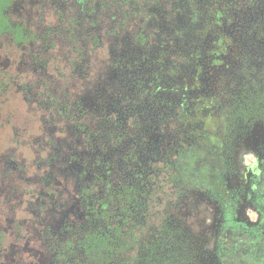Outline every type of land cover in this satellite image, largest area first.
Segmentation results:
<instances>
[{
	"label": "flooded vegetation",
	"instance_id": "flooded-vegetation-1",
	"mask_svg": "<svg viewBox=\"0 0 264 264\" xmlns=\"http://www.w3.org/2000/svg\"><path fill=\"white\" fill-rule=\"evenodd\" d=\"M53 1L0 0V46L36 71L30 39H106L112 90L88 86L0 151V252L95 264L96 241L125 221L133 261L159 241L155 214L194 232L188 264H264V0H112L105 20L91 0Z\"/></svg>",
	"mask_w": 264,
	"mask_h": 264
},
{
	"label": "trees",
	"instance_id": "trees-1",
	"mask_svg": "<svg viewBox=\"0 0 264 264\" xmlns=\"http://www.w3.org/2000/svg\"><path fill=\"white\" fill-rule=\"evenodd\" d=\"M91 1L94 4H100L102 19L105 20L107 18L108 10L112 12V0ZM51 2L55 3L53 0ZM34 18L38 22V17L35 16ZM41 27L42 25L38 26V30H41ZM96 40L37 39L34 43L36 51H44L41 56L44 63L46 62L43 69H37L36 71H33L31 61L28 67V75L35 78L36 86L38 90L40 89L39 95L36 97L37 103L33 110V114L38 119L40 117L51 119L48 124L56 122L55 118L59 114L65 115L67 113L65 100L70 99L71 101L79 102L78 96L82 95L83 90L88 86L93 89V93L100 95L101 98H103V88H108L107 90L111 88L110 90H112V85L110 84L112 83L110 75L114 66L112 64V42L106 39H102V42L99 39L97 42ZM24 83H27L26 80H24ZM24 91H27V86ZM64 124L62 122L55 124L58 128L59 136L61 134L64 135L66 132L63 128ZM158 223L163 224L161 232H159V229L156 231L155 227H158ZM151 224L153 226L150 227L146 234L150 235V240L158 237L159 241L157 242L158 239L156 241L152 240L149 245L140 250V253L136 255L133 261L129 257V241H127V236H125L123 231V228L126 227L125 221L112 226L117 230L115 238L112 236L109 239V237L104 238L101 236L100 240L96 241V248L93 249L91 261H94L95 264H110L111 259L112 264H179L178 259L180 261V258H184L189 251L181 246L175 232L167 224V218L153 214L149 225ZM164 229L170 231L169 238L165 237L168 232L165 233ZM161 238H163L162 242ZM138 239L141 242V236Z\"/></svg>",
	"mask_w": 264,
	"mask_h": 264
},
{
	"label": "rangeland",
	"instance_id": "rangeland-1",
	"mask_svg": "<svg viewBox=\"0 0 264 264\" xmlns=\"http://www.w3.org/2000/svg\"><path fill=\"white\" fill-rule=\"evenodd\" d=\"M37 20L40 21L41 19L38 17ZM30 40L33 43L37 41V39H30ZM97 41L98 39L96 40V42ZM1 44H3L2 41L0 42V45ZM23 46H19L21 48L19 53L21 55L23 54V50H22L23 48L25 49V51L28 49L27 44ZM13 55H14L13 51L11 50L7 51V46L5 47L0 46V151L15 143L16 140L19 138V136L22 135V133L26 134L29 131V129L34 130L39 120L36 118L34 119L32 118L31 113H29V107L27 106L23 98V92L26 88L24 80L30 79V76L28 75L29 74V70H28L29 64L27 63L28 57L27 59H23L22 57V59L20 58L16 61L14 60ZM36 59H37L36 62L37 65L35 67H37L38 69L41 68L43 69L45 67L46 62L42 63L40 62L41 60L40 58H36ZM22 108L24 109V111L22 110ZM25 110H26V115H25ZM22 111L24 112L23 114ZM248 158H249L248 164H250L252 162L253 157L252 155H249ZM1 184H2V180L0 183V190L2 192L3 188H1ZM3 185L4 184H2V187ZM182 204H185V202L181 203V205ZM1 205H3V203L0 198V207ZM167 212H168V217L170 218L171 217L170 214L172 211H170L169 207ZM169 221L172 222L173 220H169ZM175 233H176V238L180 241L181 246L184 248H187L185 244H189L188 242L189 234H191L189 235L190 240H193L194 232H192L191 230L188 231V229L184 226H182V229L179 232L176 230ZM147 236L150 241L151 239L150 235L148 234ZM22 249H23L22 245L20 246L19 244V246L18 245L16 246L13 244H9L8 242V244L5 246V250L4 251L1 250L0 253H2L3 251L2 256L5 257V259L7 260V262H9V264H20L21 262H19V260L23 255ZM187 249L189 252H187L186 256L184 258L181 257L180 261L178 259L179 264H188L193 259L194 252H191L189 248ZM193 262L194 261L192 260V263Z\"/></svg>",
	"mask_w": 264,
	"mask_h": 264
},
{
	"label": "crops",
	"instance_id": "crops-1",
	"mask_svg": "<svg viewBox=\"0 0 264 264\" xmlns=\"http://www.w3.org/2000/svg\"><path fill=\"white\" fill-rule=\"evenodd\" d=\"M19 107H21V106H19ZM22 110L24 111V109H23V108H22ZM23 111H22V114L24 113ZM25 115H26V113H25ZM25 115H24V116H25Z\"/></svg>",
	"mask_w": 264,
	"mask_h": 264
}]
</instances>
